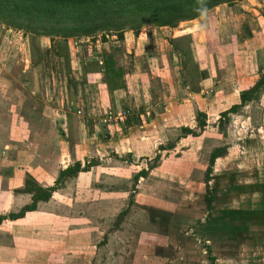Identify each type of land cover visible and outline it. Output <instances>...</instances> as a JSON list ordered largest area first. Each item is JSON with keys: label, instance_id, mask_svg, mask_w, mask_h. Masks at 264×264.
<instances>
[{"label": "rangeland", "instance_id": "obj_1", "mask_svg": "<svg viewBox=\"0 0 264 264\" xmlns=\"http://www.w3.org/2000/svg\"><path fill=\"white\" fill-rule=\"evenodd\" d=\"M123 1L105 5L99 14H94L97 12L94 6L86 10L83 6L76 9L75 4H55L48 10L42 7L45 2L32 1L22 9H12L13 4H10L7 10L0 11V215L17 212L27 204L29 194L25 191L32 189L34 184L51 187L48 200L38 202L36 209L15 220L0 221V264H264V215L257 211L262 204L258 202L264 186L252 185L248 194L237 193L232 198L234 203L226 196L222 197L225 202L220 203V194L226 192L228 185L225 161L220 167L222 173L207 175L208 179L220 181V186L213 188L216 204L220 206L211 212L206 226L198 230L201 240L198 250L187 245L177 248L169 239L166 241V228L174 227L172 224L166 226L169 212L179 201L181 192L184 194L181 199L189 202L179 206V211L185 214L184 219L204 217L208 212L207 196L212 195H208L210 180L206 182L204 177L209 160L207 150L211 148L208 146L216 140L207 141V134L200 140L203 154L196 161L201 164V170L190 177L194 182L173 183L167 172L150 173L149 169L142 180L136 182V168L116 160L103 165L96 161L82 173L80 170L66 172L55 182L63 169V155L70 152L69 166L80 161L84 166L88 160L95 161L91 156L95 150L90 139L84 140L87 137L82 128L77 132L75 117L81 114L74 113L76 109L69 103L73 94L67 95L69 109L65 112L68 117L57 112L58 90L63 89V85L59 66L56 79L52 71L54 65L41 60L40 49L45 46L58 49L61 45L64 51L66 48V88H72L75 80L68 81V78L79 80L78 77L85 74L84 65L76 62L74 56L85 60L89 52H94V39L103 35L107 39L111 35L110 39L118 42L114 37L117 32L121 31L122 35L140 32L144 39L147 38L141 48H136L141 49L140 52L123 39L112 45L118 59L126 56L122 68L128 75L123 78L131 86L142 84L141 99L143 97L152 105L156 103L159 112L167 105L176 106L184 93L194 90L201 70L211 71L215 87L227 79L236 86L239 81L248 83L246 79L254 80L264 73V0L220 2L172 27L154 25L150 15L133 13L129 10L132 6H126ZM85 37L87 42L77 47L69 44ZM173 40L180 51L190 54L181 71L183 81L188 78V84L178 91L173 89L183 86H178L181 75L172 70L166 59ZM133 51L152 56L146 65L149 69L145 70L146 75L132 73ZM25 65L28 67L22 73ZM206 84L201 86L202 93L197 91L198 95L186 106L184 115L194 112V101L203 104L206 96H214L223 89L213 90L214 85ZM36 87L42 93L35 92ZM143 106L141 103V109ZM254 113L253 121L258 118L257 112ZM157 117L162 119V116ZM218 121V128L222 125L219 131L223 140L217 146L221 147L228 145L229 120ZM172 127L175 126L162 128L165 141L178 136ZM250 157L247 164L233 165L236 173L247 172L251 167L249 176L235 174L238 183L253 179L255 173L259 175L258 155ZM141 162L146 168L145 162ZM33 176L41 182L35 181ZM236 190L238 192V188ZM201 195L202 202L198 200ZM175 206L178 210V205ZM244 211L249 215H243ZM214 218L217 220H212ZM178 224L176 229L188 231L186 222ZM208 254L215 259L209 261Z\"/></svg>", "mask_w": 264, "mask_h": 264}, {"label": "crops", "instance_id": "obj_2", "mask_svg": "<svg viewBox=\"0 0 264 264\" xmlns=\"http://www.w3.org/2000/svg\"><path fill=\"white\" fill-rule=\"evenodd\" d=\"M140 34V32L137 35L136 33H123V42H126L127 44L130 43L133 48L139 49L143 46V42L146 43L147 41V38L144 39ZM144 36L147 37V35ZM110 38L111 35H109L106 40L101 38L94 39V43H92L94 52H89L85 60L82 58L81 60H78V56H74L76 62L84 65L83 68L85 74H81L80 77H78L79 80H76L77 77L72 76L71 79L68 78V81L72 80L73 82V80H75L73 82V87L69 88L68 86L66 90L59 87V98L56 101L59 109L57 112L60 111L62 115L67 118L68 113L65 112V109H68L69 107L66 105L69 102L67 95L69 93L73 94L72 102L69 103H73V106L76 109L74 113L77 112V114H81V116L76 115L75 117L77 120V132L82 128L84 135L87 137L84 138V140L90 139V143H92L93 149L95 150V153H92L93 155L91 156L95 158V161L99 162V165H103L107 161L116 160L117 162L125 163L127 165L129 164L136 168V175H134V180H136V182L142 180L143 177L139 172L143 171L145 173V171L149 169L150 173L155 171H161L163 173L167 172L170 175V182H181L183 183L182 185H184L187 182L193 181L190 177L197 175L196 172L201 170V164L196 160L203 154L201 153L203 144L200 143V140L204 134H207L208 136L205 138L207 141H209V139L211 142L216 140V143L213 142L214 144L212 143L210 144L211 146H208V148L211 147L207 150L209 157L212 151L217 150V155L212 160L211 165L208 164V167L210 168V176H216V172H223L220 167L223 166L224 161L226 163L224 165L225 171L228 172V179L225 178L226 182L228 180L227 190L220 194V203L225 202L224 198H222L224 196L231 200L230 203H234L232 198L235 197L237 193L243 195L248 194L252 185L254 186L258 184L260 187L264 186V85H261L257 91H254L251 94L250 100L245 101L236 111L229 112L226 115L227 117L224 119L225 122L229 120L226 131L228 145H221V147L217 146L218 143L220 145L223 140L222 132L219 131L222 125L218 128V124L220 123L218 120H223L222 117H219L220 113L228 110L232 105L238 104L240 102V92L250 89L259 76L254 78V80L246 79V82L248 83L237 81V86L233 81L227 79L224 80L219 87H215L216 84L215 81L212 80V77L214 76L211 71L206 70L205 72L201 70L203 73L200 72L194 90L190 89L184 93L185 95L181 96L176 106L172 105L169 107L167 105L164 107V111L159 112L156 103L152 105L143 99V97V100L141 99L140 95L143 93V88L141 87L142 84L139 85V83H134L131 86V84H128L127 79L123 78L124 75H128L127 70L124 71L122 68L126 56L119 57L118 59L122 74V87L113 90H108L106 87V84L103 82V72L99 68L101 65L100 50L108 51L119 42ZM50 46L51 45H47L45 48L40 49L42 50L40 52L41 60L42 62L45 61L50 65H54L55 68L54 70L52 68V71H54L55 78L58 79V60L55 56L56 48ZM169 48L170 49L167 53L169 59L167 57L166 59L172 70H175L178 75H181V80H179L180 83L178 86H180V84L183 85V88L181 86L174 87L173 90H183L188 84V78H185L183 81V73H181V71H183L182 67L184 58L182 56L178 57L179 53L175 51L170 44ZM140 50L136 49V51L139 52ZM127 52H129V50H127ZM69 54L71 58V52ZM132 56L134 62L132 65V73H135V75L138 74V76L146 75L147 72L145 70H149L146 65L152 56L150 55L148 57L147 54L142 56L135 51L132 52ZM88 65H91L94 68L91 69ZM27 67L28 66L25 65L21 72L25 73ZM30 69L28 71H30ZM78 72L80 73V71ZM185 77H187V75ZM244 77L245 76L242 75L243 79ZM176 83H178L177 80ZM205 83L209 84V86L214 85L213 90L220 87L223 89L220 93H216L214 96H206L203 104L194 101V112H190V115H184L183 113L187 112L186 106L191 103L194 96L198 95L199 92L197 91L202 93V87H204ZM38 88L36 87L35 92L39 91L42 93V90H38ZM184 97L187 98L185 99ZM47 99L50 100L51 98L49 97ZM140 102L144 105L142 109L140 107ZM140 109L141 111H138ZM255 109H258V111ZM106 112L113 114L114 118L104 121L103 119L106 117ZM254 112H257L258 115V118L255 119L256 121L252 120L253 114H255ZM118 113L122 115L121 118L117 115ZM198 113H203L204 118H200ZM157 116H162V119H159ZM197 119L203 122L200 133ZM166 125L175 126L172 127V130L178 132V136H174L173 140L165 141L164 139V133L161 130ZM183 128L191 129L192 131L197 132V135H184L182 134ZM208 128H210V132L206 131ZM77 146L80 149L83 148L82 144L77 143ZM224 151H227V154H225ZM255 154L258 155L259 162H261V164L258 163V167H260V169H258L259 175L257 176L255 173L252 176L253 179H243V181L238 183L235 174L238 175L241 173L242 177L244 175L249 176L251 167L250 169H246L247 172L243 170L236 173V171L232 169L233 165H238L240 162L246 163L251 161L252 157L250 156ZM171 155H174V158H170ZM63 158L64 159L61 161L66 165L62 166V168L65 169L69 166L68 162H70L71 159L70 152H67V155L65 156L63 155ZM141 161L145 162L146 168H144ZM230 164L232 165L231 167ZM81 167L82 164L80 163V168ZM238 170L241 169L238 168ZM79 172L82 173L83 171ZM191 172L192 174L190 175ZM33 178L35 181H39V183L41 182L37 176H33ZM209 180L208 195H212V201H210V208L207 210L208 215L205 214L204 217L194 218L193 220L184 219L183 216L185 214L179 211V206L181 203L189 202L186 199H181V196H184L183 192L179 194V201L170 209L169 219L166 222V226L172 224L174 227L166 228V231H168L166 241L169 239V242L173 243L177 248L180 246L183 248V246L187 245L190 249L198 250L201 245V240L198 237V230L206 226V223L211 220L209 217V215H212L211 212L217 210L216 207L220 206L219 203L216 204V195H214V189L220 186V181L216 182L214 178L210 177L209 179H206V182ZM40 186L42 187V185ZM236 188H238V192ZM262 194L263 196H260V201L258 203H262L263 206H261V204L257 211L264 215V193ZM28 199L30 201V196ZM202 199L203 197L201 195L198 200L202 202ZM175 205H178V210ZM245 211L243 215H249V213L246 212L248 213L246 214ZM212 220L215 221L217 219L214 218ZM178 222H186L188 231H180V229H176V227H179Z\"/></svg>", "mask_w": 264, "mask_h": 264}, {"label": "trees", "instance_id": "obj_3", "mask_svg": "<svg viewBox=\"0 0 264 264\" xmlns=\"http://www.w3.org/2000/svg\"><path fill=\"white\" fill-rule=\"evenodd\" d=\"M37 2V4H40L42 2H45V5L42 7H46L48 10L53 9V6L55 4H63V5H77L76 9H79V6H83L88 9V6H94L97 9V12L94 14H99L100 11L102 12L103 7L105 5L111 6L117 2L119 4L120 0H0V11L7 10L6 7L11 5L12 9H22L23 6H27L30 3ZM230 0H124L123 4H126V6H132L129 10L133 13H147L152 17V23L156 26H169L172 27L174 24L180 20L184 19H191L195 17L198 13L201 11L210 9L213 7V5L218 4L220 2H229ZM132 4V5H131ZM38 7V6H37ZM122 7V6H121ZM25 8V7H24ZM98 16V15H96ZM132 29V28H131ZM115 40L121 41L122 40V32H117L115 35ZM101 39H104L101 37ZM175 40V39H174ZM174 40L172 41V47L175 51H177L179 54L182 55L184 58V64L187 61L189 57V53L185 51H180L178 47H176L175 44H173ZM63 50L61 45H58V49H56L55 56L58 60V66H59V74L61 77V82L63 85V89L66 90V78H65V66L64 64L68 61V53L66 48ZM116 49L115 47L108 50V51H102L101 53V65L100 69L103 72V82L106 84V87L108 90L118 89L122 87V74H121V68L119 66L118 62V56H116ZM264 85V73L259 76V78L256 80L255 84L248 90L242 91L239 94L240 102L238 104L232 105L228 110L223 111L220 113L219 117L226 119V115L229 112L236 111L239 107H241L245 101L250 100L251 94L254 91H257V89ZM69 109V107H68ZM198 116L201 118H204L203 113H198ZM198 121V128L199 131L202 129L203 122L197 119ZM184 135H197V132L192 131L191 129L183 128L182 129ZM217 150H214L210 153L209 162L208 164L211 165L212 160L217 155ZM96 163V161H87V163L80 168V163L75 162L71 166H67L65 169H62L58 172L56 183L59 182L62 175H64L66 172H75V171H82L87 170L89 166H93ZM210 172V168L208 167L206 169V174L204 179H208V174ZM140 175H143L144 172H139ZM35 182V181H34ZM51 187H41L36 184H34V187L32 189H27L25 192H27L30 196V201L23 205L19 211L17 212H10L5 215H0V221L3 219L8 220H15L19 217H22L25 212L33 211L36 209L37 203L40 201H47L50 196ZM212 196H207V210L209 209V203L211 201ZM206 254V253H205ZM207 259L209 261H213L215 258L212 254H208Z\"/></svg>", "mask_w": 264, "mask_h": 264}, {"label": "built area", "instance_id": "obj_4", "mask_svg": "<svg viewBox=\"0 0 264 264\" xmlns=\"http://www.w3.org/2000/svg\"><path fill=\"white\" fill-rule=\"evenodd\" d=\"M87 40H88V38L87 37H85V38H79V39H74V40H72V41H70V45H71V47L73 46V47H77V46H79L80 44H82L83 42H87ZM118 116H119V118H121V114L120 113H118L117 114ZM106 117H104V121L105 120H109V119H111V118H114V116H113V114H111L110 112H106V115H105ZM63 166H65L66 164L65 163H61Z\"/></svg>", "mask_w": 264, "mask_h": 264}]
</instances>
